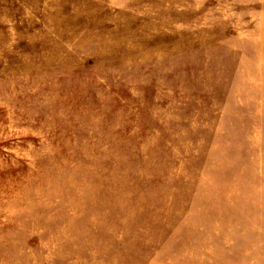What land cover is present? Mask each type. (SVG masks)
<instances>
[{
	"label": "rangeland",
	"instance_id": "obj_1",
	"mask_svg": "<svg viewBox=\"0 0 264 264\" xmlns=\"http://www.w3.org/2000/svg\"><path fill=\"white\" fill-rule=\"evenodd\" d=\"M0 264H264V0H0Z\"/></svg>",
	"mask_w": 264,
	"mask_h": 264
},
{
	"label": "bare ground",
	"instance_id": "obj_2",
	"mask_svg": "<svg viewBox=\"0 0 264 264\" xmlns=\"http://www.w3.org/2000/svg\"><path fill=\"white\" fill-rule=\"evenodd\" d=\"M109 109V108H108ZM113 114V113H112ZM207 120V119H206ZM206 139V138H205ZM208 139V138H207ZM207 154H209V153H207ZM135 176H137V174L135 175Z\"/></svg>",
	"mask_w": 264,
	"mask_h": 264
}]
</instances>
